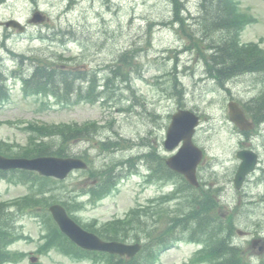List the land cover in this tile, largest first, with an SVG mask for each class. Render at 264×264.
Returning <instances> with one entry per match:
<instances>
[{"label": "rangeland", "instance_id": "rangeland-1", "mask_svg": "<svg viewBox=\"0 0 264 264\" xmlns=\"http://www.w3.org/2000/svg\"><path fill=\"white\" fill-rule=\"evenodd\" d=\"M185 1L189 9L198 8L199 0ZM239 2L242 10L257 17V21L242 32V41H259L264 46V0ZM36 7L44 9L47 20L30 23L24 34L14 32L11 37L5 38L7 30L0 27V55L8 57L4 46L7 43L20 54H36L43 58L55 56L62 61V65H67V59L73 57L69 65H77L76 69L84 68L101 83L106 80L109 67H115L119 54L132 47L137 63L130 68V77L135 88L127 86L123 76L117 74L108 101L101 98L93 102L77 101L74 97L71 103H61L45 94L26 93L17 73L16 80L9 82V97L0 101V140L16 144L11 153H4L14 155L28 143L31 135L24 128L31 122L50 124L53 134L46 136V140L58 145L64 141L58 125H85L96 121L98 127H88L89 130L63 143L69 156L86 155L91 161V170H76L66 179L57 180L52 184V195L71 201V197L86 191L94 178H99L98 170L110 169L116 164V184L119 186L116 187V195L87 203L85 211L78 215L81 221L89 222L97 218V223H100L113 216H124L134 205L147 202L149 197L160 193V189L143 185V178L132 174L136 169L121 160L127 159L130 152L141 150L143 143L149 144L147 151L155 146L162 150L172 114L179 108L193 109L202 118L195 141L207 151L200 173L207 180H214L211 176L217 173L219 179L226 183L224 195L227 200L236 194L232 179L238 165L237 149L246 146L263 153L260 169L246 184L245 191L251 194L254 202L245 205L244 213L239 212L245 232L238 237L254 242L259 239L257 232L260 231L261 237H264V200L260 198L264 193V129L258 134L254 127L249 133L252 139L247 140L229 119L228 109L231 99L245 101L260 93L264 88L263 76L247 74L216 83L205 77L204 67L198 62L196 53L185 52L176 59V50L182 49L185 37H182L184 34L178 29V23L172 22L174 10L171 0H7L0 4V20L15 16L26 22ZM192 27L200 38L203 37L198 25ZM63 32L66 34L62 35ZM186 41L189 43L188 39ZM11 57L13 60H8L9 69L18 66L16 58ZM31 66L28 63L22 70H29ZM177 68L187 89L183 98L173 95L179 91L173 86L179 71ZM108 78L114 80L113 76ZM133 90L137 96H134ZM115 135L116 142L120 144L116 146V151L103 148L100 137L112 140ZM18 174L16 172L15 176L11 172L8 178L0 179V199H15L30 191L33 181L26 178L16 181ZM170 189L168 186V191ZM240 198L238 194V200ZM15 207L12 215L25 214L19 217L17 232L24 231L33 239L20 240L13 248L26 252L38 250L42 242L38 235L43 228L38 208L21 211V208ZM160 216L156 213L153 221L159 222ZM182 233L178 231L174 236L180 237ZM252 244H249V252L256 253L257 250L258 256L264 257V251L259 249L261 243ZM196 249L191 243H180L163 253L157 264L183 263L191 258ZM40 256L39 264H89V260L77 261L58 249ZM11 264L33 263L28 255Z\"/></svg>", "mask_w": 264, "mask_h": 264}, {"label": "trees", "instance_id": "trees-1", "mask_svg": "<svg viewBox=\"0 0 264 264\" xmlns=\"http://www.w3.org/2000/svg\"><path fill=\"white\" fill-rule=\"evenodd\" d=\"M174 9V20L179 23L187 43L186 48L193 50L203 58L205 69L208 74L219 82H224L235 75L259 71L264 73V48L258 43H244L241 41V32L244 27L252 22L249 13L242 11L238 0H200L198 15L194 16V23L188 22L189 18L182 14L184 2L172 0ZM193 25H198L203 37L194 31ZM205 41V42H203ZM21 62L28 59L33 64L30 74L23 77L24 89L27 93H49L53 94L62 103H71L74 97L77 101H94L98 96L95 79H91L89 85L84 86L76 82L86 79V76L94 78L83 69H76L77 65H69L71 58L62 65L59 58L53 56L43 58L32 54L21 55ZM60 57H64L60 55ZM134 49L124 51L110 68L105 80L104 91H110L114 85L116 75L123 76L125 81L131 80L130 68L137 62ZM114 77V80L108 78ZM3 73L0 70V99L7 97V89L3 84ZM176 86V85H175ZM182 90V88L180 89ZM246 111L256 123L264 119V90L257 96L243 103ZM87 128V127H86ZM85 126L68 125L60 127V133L66 137H74L86 129ZM65 132H67L65 134ZM38 154L62 153L63 148L58 146L53 149L48 144H40L35 151ZM159 161L163 163L161 157ZM187 184L186 182H184ZM60 199H56L59 201ZM64 201V202H63ZM49 202V199H47ZM70 212H79L81 204L73 201L62 200ZM21 204V202L17 203ZM218 200L214 192H205L204 202L187 197L177 204L174 210H164L168 217L166 231H159L152 225L138 217L136 209H131L124 218H116L103 228L100 233L107 237L129 240L144 236L149 241L135 257L128 258L120 255H98L105 264H153L162 249L171 245L170 237L177 231L189 234L190 239L202 241L204 248L198 252L197 260L209 264H250L246 261L242 244H234L235 221L231 217L221 220ZM169 209V208H167ZM1 230V226H0ZM48 245L62 247L68 245L63 234L56 227L49 236ZM163 244V246H160ZM50 246V247H51ZM68 253L79 258L85 256L84 251L69 244Z\"/></svg>", "mask_w": 264, "mask_h": 264}, {"label": "water", "instance_id": "water-1", "mask_svg": "<svg viewBox=\"0 0 264 264\" xmlns=\"http://www.w3.org/2000/svg\"><path fill=\"white\" fill-rule=\"evenodd\" d=\"M229 108L232 121L238 124L241 128L251 127L252 123L247 119L244 111L237 102L231 101L229 103ZM198 121L199 116L194 112L188 109L179 110L173 115V121L168 129L167 139V143L170 144L169 147H174L180 142V140H184L180 152L173 156L168 163L176 170L184 173L193 183H196L195 168L202 155L201 150L194 144L192 139ZM239 156L243 158V162L241 163L239 171L235 177L237 186H240L246 173L254 168L257 161V155L252 151L239 152ZM82 165L83 162L81 160L70 157L41 156L37 158H7L0 155V167L37 169L43 174L56 175L58 177H64L71 168ZM50 209L60 227L84 247L108 250L110 252L121 254L127 253L130 256L134 255L140 248L139 244L104 241L96 234L84 230L68 215L66 208L61 204H53Z\"/></svg>", "mask_w": 264, "mask_h": 264}]
</instances>
